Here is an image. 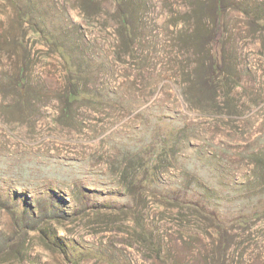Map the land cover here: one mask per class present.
Wrapping results in <instances>:
<instances>
[{
    "label": "rangeland",
    "instance_id": "obj_1",
    "mask_svg": "<svg viewBox=\"0 0 264 264\" xmlns=\"http://www.w3.org/2000/svg\"><path fill=\"white\" fill-rule=\"evenodd\" d=\"M0 264H264V0H0Z\"/></svg>",
    "mask_w": 264,
    "mask_h": 264
},
{
    "label": "trees",
    "instance_id": "obj_2",
    "mask_svg": "<svg viewBox=\"0 0 264 264\" xmlns=\"http://www.w3.org/2000/svg\"><path fill=\"white\" fill-rule=\"evenodd\" d=\"M31 14L25 12V14H23L22 19L25 20L26 18H28Z\"/></svg>",
    "mask_w": 264,
    "mask_h": 264
}]
</instances>
